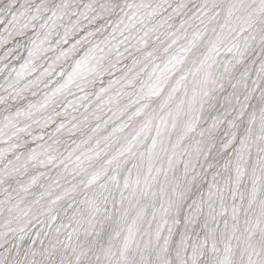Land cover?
Returning <instances> with one entry per match:
<instances>
[{
  "label": "snow or ice",
  "instance_id": "6c2138e0",
  "mask_svg": "<svg viewBox=\"0 0 264 264\" xmlns=\"http://www.w3.org/2000/svg\"><path fill=\"white\" fill-rule=\"evenodd\" d=\"M0 264H264V0H0Z\"/></svg>",
  "mask_w": 264,
  "mask_h": 264
}]
</instances>
